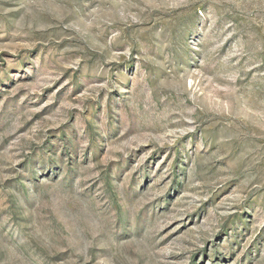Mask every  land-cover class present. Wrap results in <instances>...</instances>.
<instances>
[{"label": "rangeland", "instance_id": "obj_1", "mask_svg": "<svg viewBox=\"0 0 264 264\" xmlns=\"http://www.w3.org/2000/svg\"><path fill=\"white\" fill-rule=\"evenodd\" d=\"M0 264H264V0H0Z\"/></svg>", "mask_w": 264, "mask_h": 264}]
</instances>
